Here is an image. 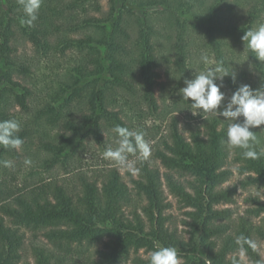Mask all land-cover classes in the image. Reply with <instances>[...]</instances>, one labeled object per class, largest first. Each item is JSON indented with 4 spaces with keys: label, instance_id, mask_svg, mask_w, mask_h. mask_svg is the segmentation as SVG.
Segmentation results:
<instances>
[{
    "label": "trees",
    "instance_id": "obj_1",
    "mask_svg": "<svg viewBox=\"0 0 264 264\" xmlns=\"http://www.w3.org/2000/svg\"><path fill=\"white\" fill-rule=\"evenodd\" d=\"M106 2L103 8L101 0H43L37 21L28 27L21 26L18 0H0V120L20 122L18 135L24 143L37 142L47 155L41 163L44 171L58 163L79 130H86L81 138L91 133L101 138L105 129L128 128L121 114L122 99L128 105L134 100L130 106L138 110L143 111L142 104L157 110L155 88L163 64L156 40L163 34L169 43V64L182 77L189 75L190 49L195 44L214 53L229 72L238 66L240 80L253 89L264 83V63L248 51L250 63L234 56L235 44L242 42L245 47L241 39L245 32L264 23V0ZM26 43L33 53L20 51ZM67 52L78 62L65 69L66 78L57 82L52 93L46 90V96L40 97L31 82L39 61L36 56L48 59ZM253 70L263 76L248 78ZM223 119L209 115L201 127L190 126L186 137L173 114L168 138L155 149L154 157L168 169L169 190L187 208V237L168 224L170 202L161 172L149 160H139L138 176L129 179L131 188L116 167H109L94 178L78 173V186L41 179L15 190L5 184L7 168L0 166V264L21 262L24 234L19 226L40 232L51 244L32 247L36 264H75L72 254L79 255L84 245L99 242L102 246L91 264H121L129 259L131 264H148V255L138 252L150 253L156 244L175 246L182 264L240 261L234 254L237 235L255 241L256 233L264 240V229L251 220L264 213V201L254 199L245 215L234 218L229 208L216 205L235 200L236 184L221 187L232 174L226 165L230 154L238 172L246 174L242 186L263 188L264 155L244 159L240 149H228L222 142L227 135ZM45 127L56 131H45ZM261 128L264 125L250 129L258 137V152L264 150ZM18 156L17 150L0 147V161ZM172 171L192 178L186 185ZM133 194L141 199L139 207L133 205ZM246 257L252 264H264L258 248H248Z\"/></svg>",
    "mask_w": 264,
    "mask_h": 264
},
{
    "label": "rangeland",
    "instance_id": "obj_2",
    "mask_svg": "<svg viewBox=\"0 0 264 264\" xmlns=\"http://www.w3.org/2000/svg\"><path fill=\"white\" fill-rule=\"evenodd\" d=\"M101 5L103 8L107 7L106 0H101ZM163 32V31H161ZM166 35V34H165ZM163 36L158 37L157 45L158 50L160 51V56H162V68L160 69V77L158 78V84L155 88V97L157 101V110L150 111L147 109L145 104L141 105L142 110L132 108L130 106L133 104L129 102V105L124 103L125 100L122 99L120 102L123 105L122 113L123 119L128 125L130 130H143L146 132L145 139L149 141L152 152L149 158V161L153 166L159 168L161 172V178L163 183L164 194L167 200L170 202V206L166 211V214L169 216V226L170 228H175L178 233L188 236L186 229L187 226L184 223L187 215L185 214L186 207L179 201L168 188V184L165 180V173L168 171L157 158L154 157L155 149L161 146V140L163 138H168V125L170 116L175 114L179 118V127L186 137L189 136L188 128L190 126H200L204 118L208 117L211 114L202 116L200 114L192 115L190 109L191 106L188 103L182 100V95L180 94V89L185 87V79H193V73H198L199 71L205 70L206 67H211L218 62L214 56V53L209 50L198 49L195 44L190 49L192 55L190 56L189 66V75L187 77H182L173 70L170 61V49L167 38ZM244 46L241 43L235 44L234 46V56L243 61L244 63H250V58L248 56L247 50H244ZM30 51V44H22L20 51L22 50ZM201 54L207 55L210 63L205 65L199 61ZM71 52H67L66 56H61L57 54L51 56L50 58H38L39 59L36 69V73L32 76V84L35 85V91L40 97L46 96V90L52 93L57 87V82L64 80L67 76V68H72L78 62V59L71 58ZM188 61V62H189ZM236 66V65H235ZM245 69L247 70L246 66ZM231 70L236 73L235 83L232 81L231 76H226L224 78L225 87L221 91L225 92L228 96L232 94L241 84H247V82L241 81L239 75L238 66L232 67ZM230 70V71H231ZM256 79L257 77L263 76L259 70H253L248 78ZM264 77V76H263ZM241 81V82H240ZM131 98V97H130ZM138 95L133 97L137 100ZM135 102V101H134ZM78 107V106H77ZM82 107V106H81ZM80 108H77V116H81ZM61 130L66 131L60 125ZM45 131H51L54 133L56 128L45 127ZM106 129L103 131V136L95 137L92 133L88 134L84 138H81L85 133V129L79 130L74 143L66 148L61 155L59 156L58 163L50 168L45 170L41 167V163L47 155L45 151L39 149L37 142L29 143L26 142L22 145L21 149L18 151V157L10 158L9 160L13 161L14 166L12 168H7V174H4L6 179V185L12 187L13 189H22L30 184H34L41 179H56L58 181L70 182L73 185H79L78 173L83 172L88 178H94L96 175H101L102 171H106L109 167H116L112 162L104 159L103 152L108 147H116L115 144V134ZM69 134L71 132L67 131ZM232 154H230L227 160V166L232 170V174L225 181L221 187H227L236 184L237 190L234 195V202L232 203H220L216 205L217 208H229L231 210V217H238L239 215H245L246 209L253 207V200L258 198L261 201H264V188L254 185L242 186L241 181L245 179L246 174H241L235 168V164L232 162ZM25 159H30L32 163L26 165L24 163ZM130 160L136 161V167L138 168L139 159L135 156H130ZM121 174L123 180L131 188L132 184L130 182V176L137 177V174H133L130 171L116 167ZM171 172V171H170ZM174 178L180 182L187 185V180H190L192 177L187 174H180L175 171H172ZM2 177V178H4ZM134 193V191H133ZM133 199L135 200L134 206L139 207L141 199L137 195L133 194ZM128 210L131 207L127 208ZM254 225L264 229V213H261L258 216L251 217ZM19 231L24 234V243L22 248V260L18 264L27 262L28 264H36L35 256L33 255L32 247L34 245H46L51 247V244L42 236L40 232H34V230L29 229L25 226H19ZM254 239L257 244V248L262 254L264 259V240L260 239L259 236L255 233ZM102 246V242H99L95 245H84L80 249L81 254H72V261L74 263H85L91 264V260L97 257L96 249ZM142 256H147L149 252L141 249L139 252ZM234 254L239 256L241 264H252L246 255L240 257L239 252L236 251ZM133 256V253L130 255V258ZM121 264H131L130 259L122 262Z\"/></svg>",
    "mask_w": 264,
    "mask_h": 264
},
{
    "label": "clouds",
    "instance_id": "obj_3",
    "mask_svg": "<svg viewBox=\"0 0 264 264\" xmlns=\"http://www.w3.org/2000/svg\"><path fill=\"white\" fill-rule=\"evenodd\" d=\"M43 0H18L23 16L21 26L33 27L37 21ZM245 48L252 53L258 61L264 63V23L255 28H249L241 37ZM199 61L209 64L207 55L201 54ZM193 79H185V87L180 89L182 100H190L192 115L200 114L203 117L211 114L223 117L227 123L226 139L222 142L228 149H240L244 159H259L264 155V150L257 151L258 137L252 128L264 125V83L253 89L249 84H241L230 96L221 91L225 87L224 78L231 76L236 81V73L229 72L224 67L223 61H218L214 66L193 73ZM264 131V128H261ZM21 124L16 119L0 120V147L8 150L19 151L24 143L18 135ZM115 134L116 147H108L103 152L104 159L112 162L116 167L130 171L133 174L139 172L136 161L130 160V156L137 157L141 162L148 161L152 148L145 139L143 130H130L127 127L116 125L111 130ZM24 163L30 165L32 161L25 159ZM0 166L12 168L11 160L0 161ZM240 257L246 255L247 249L257 250V244L247 236L240 234L235 237ZM148 264H182V257L175 246H163L156 244L154 250L148 254ZM233 264H241L233 259ZM257 264H261L257 261Z\"/></svg>",
    "mask_w": 264,
    "mask_h": 264
}]
</instances>
